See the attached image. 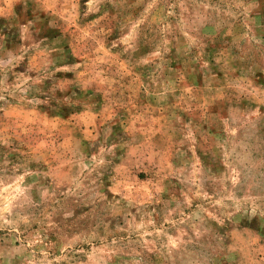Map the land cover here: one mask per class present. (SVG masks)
Instances as JSON below:
<instances>
[{
    "label": "rangeland",
    "instance_id": "obj_1",
    "mask_svg": "<svg viewBox=\"0 0 264 264\" xmlns=\"http://www.w3.org/2000/svg\"><path fill=\"white\" fill-rule=\"evenodd\" d=\"M0 264H264V0H0Z\"/></svg>",
    "mask_w": 264,
    "mask_h": 264
}]
</instances>
